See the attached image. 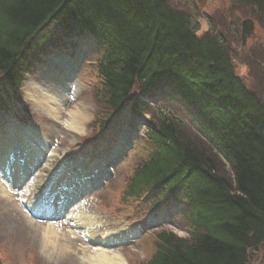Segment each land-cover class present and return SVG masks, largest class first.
Segmentation results:
<instances>
[{"label": "trees", "instance_id": "1", "mask_svg": "<svg viewBox=\"0 0 264 264\" xmlns=\"http://www.w3.org/2000/svg\"><path fill=\"white\" fill-rule=\"evenodd\" d=\"M239 1L264 23V0ZM91 37L100 54L93 96L109 111L96 131L125 111L132 122L150 113L121 204L149 194L155 206L189 204L187 235L158 231L143 264H249L264 244V102L221 36L198 35L187 12L167 0H0V110L29 121L27 107L5 100H22L25 73ZM183 100L204 118L209 142L183 119Z\"/></svg>", "mask_w": 264, "mask_h": 264}, {"label": "rangeland", "instance_id": "2", "mask_svg": "<svg viewBox=\"0 0 264 264\" xmlns=\"http://www.w3.org/2000/svg\"><path fill=\"white\" fill-rule=\"evenodd\" d=\"M167 2L190 14L198 35L210 33L221 36L229 49L237 74L264 102V23L252 13V8L239 0H167ZM245 18L254 20L256 31L253 33L254 36L247 38L246 45L243 46L241 22ZM87 59L90 60V57ZM93 69L89 63H81L79 77L72 80L68 73L58 69L48 73L44 71V74L31 76L25 89L24 101L34 115L33 127L40 136L46 138L51 147L58 149L55 150L58 154L66 152L63 164L71 174L86 171L96 159L107 154L126 127L123 121H116L113 130L107 127L102 133L96 131L94 123L98 113L105 115L109 111L100 106L93 96L94 85L98 81ZM53 98L58 99V102L53 103L57 104L61 120L49 111V102L54 101ZM77 107H82L84 114L90 115L83 121L84 129L81 131H76L65 123L71 111ZM182 116L186 118L184 112ZM137 126L141 135L134 137L133 144L127 146L124 156L112 166L115 171L113 177L94 192L83 195L79 203L84 214L92 217L94 240L109 233L115 236L114 238L123 237L119 244L120 248L115 249L124 256L128 264H143L152 251L151 237L154 239L153 235H143L138 224V220L145 212L143 206L122 205L118 195L123 173L129 172L139 157L145 155L144 149L141 150L145 142L142 135H147V131L143 124ZM8 127L22 131L25 129L23 124H18L13 118L0 117V132L5 133ZM226 169L229 170L228 166ZM43 175V166H39L34 173V179L21 187L25 192V199L29 200L35 195L38 181ZM8 190L11 199L2 195L0 189V264H87L81 258L85 254L84 247L92 248L95 245L84 240L80 229H73L72 222H56L55 225L61 233L60 241L52 255H49L44 250L40 228L41 224L45 225L48 222L37 220L34 221L35 224L30 222L17 200L16 190L12 187ZM96 192L98 193L95 194ZM145 203L148 204V201ZM131 217L136 219L129 220ZM174 221L176 222L169 219L162 225H167L179 235H187L181 228L182 219L177 216ZM106 237L109 241L108 235ZM263 259L264 244L253 254L249 264H259Z\"/></svg>", "mask_w": 264, "mask_h": 264}, {"label": "bare ground", "instance_id": "3", "mask_svg": "<svg viewBox=\"0 0 264 264\" xmlns=\"http://www.w3.org/2000/svg\"><path fill=\"white\" fill-rule=\"evenodd\" d=\"M49 102V111L59 120H61V117L58 115V108L57 104L53 103L56 102L58 99L53 98ZM58 102V101H57ZM90 115H85L82 107H77V109L71 111L70 117L65 120L66 125L76 131H81L84 129V123L83 121L85 119H88ZM62 120H64L62 118ZM35 132L32 129L26 128L24 132L19 130L11 131L9 130L7 136L1 135L0 136V149L7 152L11 146L14 145V142L16 140L20 141V146L23 149H27V153L25 154V157L27 158V163L30 167V169H34V162L36 160H40L41 164L44 167V175L43 179H41L38 183V190L40 191L41 187L46 185L47 180L49 181L52 179V181L57 182V179H55V174L58 171H61V161L63 158H65V153L61 152L58 154L55 150L48 147V143L46 140L42 139L41 137H38L34 134ZM34 141H33V140ZM22 140V141H21ZM12 158V157H11ZM9 156L5 155L4 157H0V162H8ZM21 163H19L18 159H14L12 161V165L9 168H13L14 170V182H17L23 178V171L21 168ZM85 173H82L81 175L84 176ZM66 174H63L65 176ZM75 176V175H74ZM50 178V179H49ZM75 178H71L68 181H74ZM89 182V180L83 179L81 183L77 186L78 188H83L86 183ZM7 184L0 181V189L2 192V195L8 197V199H11V193L9 192ZM38 195L36 196V200L33 202V208L38 204ZM64 205H61L60 208H63ZM46 208V207H45ZM67 215H74L77 220L75 223V227L73 229H82V232L88 237H93V224L91 223V217L87 215L86 213L79 209V207H72L70 209V212L67 213ZM27 216V215H26ZM28 217V216H27ZM30 222L35 224L34 220L28 217ZM74 219V218H73ZM39 224V223H36ZM92 224V225H91ZM40 225V224H39ZM42 230V240H43V247L44 250L49 254L52 255V253L55 251L56 246L58 242L60 241V229L53 223H47L45 225L40 226ZM73 232V231H72ZM70 232L71 234H73ZM109 240H113L111 237V234H104L102 237H100L98 240L94 241L95 247H84L85 254L81 256L83 261H85L87 264H128L127 260L124 258V256L118 251L112 249V246L107 242V236ZM89 248V249H88Z\"/></svg>", "mask_w": 264, "mask_h": 264}, {"label": "water", "instance_id": "4", "mask_svg": "<svg viewBox=\"0 0 264 264\" xmlns=\"http://www.w3.org/2000/svg\"><path fill=\"white\" fill-rule=\"evenodd\" d=\"M242 40L245 45L247 37L252 34L255 29V23L251 18H246L242 21Z\"/></svg>", "mask_w": 264, "mask_h": 264}]
</instances>
